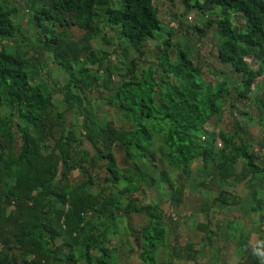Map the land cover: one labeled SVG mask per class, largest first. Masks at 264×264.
Returning a JSON list of instances; mask_svg holds the SVG:
<instances>
[{"label":"trees","instance_id":"obj_1","mask_svg":"<svg viewBox=\"0 0 264 264\" xmlns=\"http://www.w3.org/2000/svg\"><path fill=\"white\" fill-rule=\"evenodd\" d=\"M23 1L21 16L14 0H0V264H118L109 236L114 234L112 222L129 211L148 219L133 235L141 264H199L190 242L182 248L168 242L162 222H174L191 180L195 188L217 196L201 198L190 214L231 204L258 214L253 230L260 234V244L255 246L238 231L234 236L229 224L216 225L219 237L208 229L210 220L196 227L209 245L212 239L235 241L241 264H261L264 140L253 141L244 124L234 122L233 132L214 127L225 109L249 102L259 112V127L264 126V91L257 92L255 84L264 75V0H184L176 26L188 23L189 11L204 15V26L187 24L195 33L190 42L199 43L213 27L217 62L228 68L214 72L212 82L203 79L185 47L170 51L168 38L161 49L152 46L163 30L155 0ZM14 15L25 17L26 27ZM33 27L26 39L36 57L21 48L27 44L23 28ZM72 27L83 32L77 40L68 33ZM105 28L117 29L126 46L120 51L118 45L113 55L124 57L131 46L136 48L137 58L118 61L121 73L114 62L118 58L91 47L98 37L112 46ZM246 57L258 68L252 69ZM42 58L64 72V111H57L53 91L39 78ZM108 110L116 121L101 119L99 113ZM142 166L149 175L141 172ZM161 181L171 216L136 196L143 185L155 187ZM236 184H243L246 197L223 189ZM166 248L169 257L161 259ZM214 249L221 255L219 246ZM221 264L229 263L223 259Z\"/></svg>","mask_w":264,"mask_h":264},{"label":"rangeland","instance_id":"obj_2","mask_svg":"<svg viewBox=\"0 0 264 264\" xmlns=\"http://www.w3.org/2000/svg\"><path fill=\"white\" fill-rule=\"evenodd\" d=\"M196 0H189L188 2L192 4ZM198 1V0H197ZM15 6L19 9L20 15L23 16L24 9L22 8L24 5L23 0H14ZM154 5L156 6L158 10V17L161 20L163 30L155 35V38L151 40L152 46H159L157 48L158 50L161 49V42L168 38L173 45L172 47H169V50H174V46L179 45L181 48H186L188 50V55L190 60L193 64L198 66L201 69V73L203 76V79L212 82L214 79V72H217L218 70H222L224 72H228V68H224L221 64L217 62L216 54L217 51L215 49L214 44L216 43V33L213 30L214 28H210L207 32V35L202 38L199 43L191 44L190 39L194 38L193 34L195 35L194 31L192 29L187 28V24L190 28L194 26V24L198 25L199 27L204 26L203 18L204 15H202L199 12L195 11H189L187 13V24H183L182 26H176V17L179 14H182L185 7L184 0H155ZM218 11V10H216ZM231 19H233L234 15L231 12H228ZM203 17V18H202ZM13 20L15 22L20 21L25 26L26 19L25 17L18 18L17 15H14ZM26 27V26H25ZM106 38L109 40H113L112 46L108 47V44L105 42H102L101 37L97 38V43H92L91 47L94 50H98L100 48H105L108 53L111 54L113 58H118V60H115V65L118 72H122V69L124 67L119 62H125L132 56L134 58H137V52L136 48L134 46H131L125 56H121L120 53H116L113 55V50L118 47L119 50L122 51L126 48L125 43L122 39H119V36L117 35V29L115 31L106 29ZM104 31V32H105ZM23 32H25V38H28L29 36L33 35V32H35V28L30 29H24ZM73 40H77L81 37L82 31L78 29L77 27H72L69 29L68 32ZM170 33V35H168ZM36 37V36H35ZM27 40V39H26ZM25 42L26 45L22 46L21 48L28 50L32 54L34 52L31 50V42L28 40ZM35 55V54H34ZM37 55H35L36 57ZM46 55L44 54L43 57ZM169 57L173 58L172 54H169ZM246 62L250 65L252 69H257L258 65L256 62L252 61L249 57L245 58ZM149 61L152 62L153 58L149 56ZM38 65L40 67L39 73H40V79L43 80L49 90L53 91V103L56 106L57 111H64L65 105L63 102L61 103V94L60 89L63 87V84L65 83V75L62 70H59L57 65L52 62V60L47 59H40L38 62ZM115 79V77H114ZM217 79H221V77H218ZM232 79V77H229V82ZM255 84L259 87L257 92L264 91V75L260 78H258L255 81ZM101 105V103H100ZM102 108L106 109L107 107L103 106ZM231 111L224 110L223 115L221 117V123H214L215 127L214 130H222L225 132H233V123L236 122L241 125H246L247 133L251 136L253 141H256L257 139L264 140V126L262 128L259 127L257 123V119L259 116V112L256 109L255 104L246 103V104H238L234 103V107L231 108ZM99 116L102 120L104 119H114L116 121L117 116L110 110L106 112L99 113ZM66 118L67 120L71 119V111L66 112ZM254 148H258L257 146H254ZM113 155L115 159L117 160L119 164V154L116 150H113ZM152 163L156 166V162ZM196 165L197 163L192 165V175L191 179L195 177L196 173ZM146 166V165H144ZM161 168V166H158ZM145 168V169H144ZM141 167V172L144 174L149 175V171L147 170V167ZM158 170V168H157ZM151 172V170H150ZM77 172H73V175L75 176ZM152 175H156V172ZM156 177V176H155ZM171 181H174L172 178L173 175L168 176ZM192 181V180H191ZM190 181L188 184L187 189L185 190L183 203L181 204L179 210L175 211L174 214L172 213L170 206L166 202L165 198V186L166 184L161 181V184L155 186V187H147L146 185L142 186V194H136V196L139 197L140 203L144 205H152L156 204L157 207L159 206V209L161 208L163 213L166 215H172L174 218L173 223H171L169 220L164 219L162 222L168 229V242L172 244L173 246H177L178 248H182L184 244L190 242L193 247V251H198V254L195 255L197 262L199 264H221V261L223 259L226 260L229 264H241L240 262V255L239 252L236 249V242H226L224 240H215L212 239V243L209 245L206 241L202 239L203 233L201 230H199L196 225L199 223L206 224L209 221V230H212L213 232H216L217 237L220 236L221 232L217 229V224L220 226H225L226 224H229L230 232L235 234L234 236H237V232H239L240 235H250L253 231V228L259 225V216L256 213H243L241 211L240 206L232 205L231 208L228 210H223L224 212L222 214H217V218H223L222 221H215V212L219 209L217 207H210L208 209L207 213H194L190 214L192 211V206L198 205L200 203L201 198L205 199H213L217 196L216 193L212 191H206L202 188H195L193 183ZM175 182V181H174ZM181 183H185V180L181 181ZM162 186V187H161ZM98 187V184L95 183L93 186V191H96ZM100 187V186H99ZM120 187V186H119ZM118 186L113 188V191L116 192L119 188ZM229 193L235 195L238 198H244L246 197L248 191L243 186V184H236L233 187H226L223 188ZM240 209V210H239ZM244 214V215H243ZM170 215V216H171ZM229 221V223H226L224 220L226 219ZM148 219L144 217L141 214H135L133 212H126L124 214H120L118 218L112 222V225L114 226V234H111L109 236L110 245L117 248L118 251V264H141L139 258H138V250L136 248V241L134 239L133 235H137L139 229L141 226L146 224ZM262 226V225H261ZM263 230H264V224H263ZM264 235V233H263ZM260 234L253 233L249 237V244L252 246H255L257 241L255 239L259 238ZM264 238V237H263ZM220 239V238H219ZM217 242V246L221 248V255L216 254L215 243ZM238 242V240H237ZM260 242V240L258 241ZM264 244L261 242V244ZM262 244V245H263ZM261 245V246H262ZM133 250H132V249ZM206 248L208 251L206 252ZM130 249V250H129ZM201 252V254H200ZM170 253V250L168 248L163 249L160 251L159 257L161 259H168V255ZM175 264H193L191 261H175ZM264 264V261L261 263Z\"/></svg>","mask_w":264,"mask_h":264},{"label":"crops","instance_id":"obj_3","mask_svg":"<svg viewBox=\"0 0 264 264\" xmlns=\"http://www.w3.org/2000/svg\"><path fill=\"white\" fill-rule=\"evenodd\" d=\"M231 206H232V204L229 206V207H222V208H218L219 210H217L216 212H215V221H222L223 220V218L221 219V218H217L216 216H217V214H222L224 211L223 210H228L229 208H231ZM238 206V205H237ZM239 207V206H238ZM240 210V209H239ZM225 213V212H224ZM254 214V213H253ZM244 215V214H243ZM226 223H229V221L227 220V217H226V219L224 220ZM227 225V224H226ZM225 225V226H226ZM256 229H257V226L255 227ZM254 229V228H253ZM254 231V230H253ZM253 233H256V234H258V232L257 231H254V232H252L250 235H246L247 236V238H248V240H249V237L253 234ZM256 241H257V243H256V245H258V244H260V242H258L259 240L258 239H255ZM224 241H226V240H224ZM226 242H229V241H226ZM249 242V241H248ZM215 243V246H217V242H214ZM262 248H264V244L262 245ZM208 251V249L206 248V252Z\"/></svg>","mask_w":264,"mask_h":264},{"label":"clouds","instance_id":"obj_4","mask_svg":"<svg viewBox=\"0 0 264 264\" xmlns=\"http://www.w3.org/2000/svg\"><path fill=\"white\" fill-rule=\"evenodd\" d=\"M264 222L261 224L263 226ZM261 226L262 230H263V227Z\"/></svg>","mask_w":264,"mask_h":264},{"label":"built area","instance_id":"obj_5","mask_svg":"<svg viewBox=\"0 0 264 264\" xmlns=\"http://www.w3.org/2000/svg\"><path fill=\"white\" fill-rule=\"evenodd\" d=\"M220 145V143H218Z\"/></svg>","mask_w":264,"mask_h":264}]
</instances>
